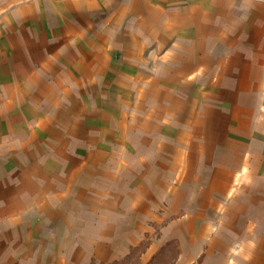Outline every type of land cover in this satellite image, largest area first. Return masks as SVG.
I'll list each match as a JSON object with an SVG mask.
<instances>
[{
	"label": "crops",
	"instance_id": "obj_1",
	"mask_svg": "<svg viewBox=\"0 0 264 264\" xmlns=\"http://www.w3.org/2000/svg\"><path fill=\"white\" fill-rule=\"evenodd\" d=\"M143 240L264 264V0H0V264Z\"/></svg>",
	"mask_w": 264,
	"mask_h": 264
},
{
	"label": "trees",
	"instance_id": "obj_2",
	"mask_svg": "<svg viewBox=\"0 0 264 264\" xmlns=\"http://www.w3.org/2000/svg\"><path fill=\"white\" fill-rule=\"evenodd\" d=\"M140 249H141V244H139L138 247L130 248L128 254L125 257H123L121 260L112 261V262H110L108 264H136V263H133V261H131L132 255L134 253L138 252V251H140L139 254H141V252L143 251L144 248L142 250H140ZM166 252L168 254H166ZM158 253H159V257L161 255H163L164 258L168 257L167 258L168 260L167 259H163V262L165 264H172V262H173V260L175 259V256H176V249H175L174 242L173 241L166 242L159 249ZM157 258L156 257L154 258V256H153L152 259L147 264L154 263V260H156Z\"/></svg>",
	"mask_w": 264,
	"mask_h": 264
},
{
	"label": "rangeland",
	"instance_id": "obj_3",
	"mask_svg": "<svg viewBox=\"0 0 264 264\" xmlns=\"http://www.w3.org/2000/svg\"><path fill=\"white\" fill-rule=\"evenodd\" d=\"M140 244H141V249H140V250H142L143 248L145 249V246H146L147 242H146L145 240H143ZM144 249H143V250H144ZM139 252H140V251H138V252H136V253H134V254L132 255V259H131V261H133V263L139 264V260H138ZM166 254H168V253L166 252ZM167 258H168V257L164 258L163 255H161L160 257H158V258L154 261L153 264H165V263L163 262V259H167ZM167 260H168V259H167Z\"/></svg>",
	"mask_w": 264,
	"mask_h": 264
}]
</instances>
